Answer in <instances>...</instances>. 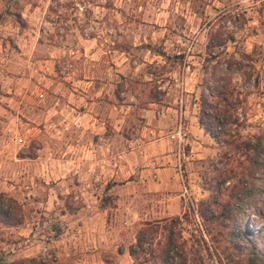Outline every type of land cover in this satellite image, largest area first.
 Here are the masks:
<instances>
[{
    "label": "rangeland",
    "instance_id": "374dc122",
    "mask_svg": "<svg viewBox=\"0 0 264 264\" xmlns=\"http://www.w3.org/2000/svg\"><path fill=\"white\" fill-rule=\"evenodd\" d=\"M217 88L233 91L243 135L264 128V0H0V194L12 207L0 264H151L175 217L185 264H228L229 242L197 215L212 209L205 177L223 150L198 123L201 98ZM101 136L115 152L131 138L141 165L146 154L165 167L171 154L180 211L141 187L119 202L131 190H109ZM147 223L155 231L133 258ZM247 224L261 247V219L249 213Z\"/></svg>",
    "mask_w": 264,
    "mask_h": 264
},
{
    "label": "trees",
    "instance_id": "16d2710c",
    "mask_svg": "<svg viewBox=\"0 0 264 264\" xmlns=\"http://www.w3.org/2000/svg\"><path fill=\"white\" fill-rule=\"evenodd\" d=\"M209 92L215 100L201 98L198 123L205 133L223 144V150L212 159L213 175L205 177L213 184V197L209 199L212 209L206 215L199 207L197 215L203 222L207 220L202 223L207 234L218 235V242L222 239L229 242L221 251L228 264H264V244L258 245L257 233L251 232L247 224L251 213L261 219L260 228L264 227V128L243 135L242 123L232 113L236 110L233 91L217 88L209 89ZM229 180H233L230 186L226 184ZM11 214L9 197L0 194V221L10 223ZM179 220L175 217L171 222L178 224ZM172 223L163 248L157 254L150 252L151 264H185L186 252L174 241ZM153 231L155 228L150 223L138 230L135 244L129 248L133 258L146 252L143 245ZM214 248L222 263L218 247ZM175 257L183 262L170 263L169 260Z\"/></svg>",
    "mask_w": 264,
    "mask_h": 264
},
{
    "label": "crops",
    "instance_id": "0c3cea01",
    "mask_svg": "<svg viewBox=\"0 0 264 264\" xmlns=\"http://www.w3.org/2000/svg\"><path fill=\"white\" fill-rule=\"evenodd\" d=\"M60 89L61 87H58V90ZM72 95L73 97H78V95L74 94V92H71V97ZM72 104L76 105V100H72ZM85 106L87 107V110L84 115L89 116L91 119L95 120L92 114V110L94 107L93 102L86 100ZM71 109L74 110V107ZM99 139L103 140L99 145L101 150L100 152L103 155V158L100 161L102 162L101 167L106 170L109 165L111 166V169L109 168V170H111V179H109L111 181V187H109V190H112V188H114L115 186H124L128 187V189L131 190L129 195H127L126 197L122 196V194L120 196H117L119 202L135 201L139 193V187H141L145 191V194L159 193L160 195H162L163 199L159 201L163 202L164 198L168 197L174 203L171 210H173V212L180 211L183 193L181 183L179 181V175L174 167L175 158L172 159L171 154L167 155L170 163H167L165 167L154 165L152 159H150V157L146 154L143 156H146V158L149 160L144 165H141V149L138 145H135L133 143V140L131 138H126V141H129L130 143L127 149L121 151L118 147L116 149V152L114 151L113 146L108 145V140L106 138L101 136L99 137ZM112 153H116L117 157L112 156ZM197 155H200V153H194L192 155L190 154L187 158ZM158 157L160 158L161 156L159 155ZM99 179V177H96V180ZM166 190H168V192H166ZM162 207L163 206H160L161 210ZM165 208L163 207V213L169 212ZM116 210H118V208H116ZM130 210L131 209H129L127 212H129Z\"/></svg>",
    "mask_w": 264,
    "mask_h": 264
},
{
    "label": "built area",
    "instance_id": "2783aa9c",
    "mask_svg": "<svg viewBox=\"0 0 264 264\" xmlns=\"http://www.w3.org/2000/svg\"><path fill=\"white\" fill-rule=\"evenodd\" d=\"M176 136L179 140H181L183 138V129H182L181 123H179V126L177 127ZM179 144H180V142H179Z\"/></svg>",
    "mask_w": 264,
    "mask_h": 264
}]
</instances>
